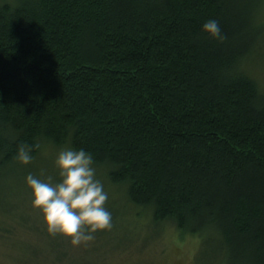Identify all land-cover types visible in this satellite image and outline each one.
I'll use <instances>...</instances> for the list:
<instances>
[{"label": "trees", "instance_id": "1", "mask_svg": "<svg viewBox=\"0 0 264 264\" xmlns=\"http://www.w3.org/2000/svg\"><path fill=\"white\" fill-rule=\"evenodd\" d=\"M262 8L0 0V168L22 142L33 159L83 147L122 197L111 212L199 235L214 264H264Z\"/></svg>", "mask_w": 264, "mask_h": 264}, {"label": "rangeland", "instance_id": "2", "mask_svg": "<svg viewBox=\"0 0 264 264\" xmlns=\"http://www.w3.org/2000/svg\"><path fill=\"white\" fill-rule=\"evenodd\" d=\"M260 14L262 44L258 53L262 55L254 67L264 72V8ZM55 156L42 152L27 164L16 161L0 168V264H214L210 254L200 253L199 235L180 232L169 223L155 226L149 215L123 216L121 208L111 212V226L95 230L91 240L75 244L65 235L50 232L31 203L25 177L31 172L57 179ZM96 174L109 193L105 206L120 207L123 201L116 186L109 185L101 171ZM110 194L118 204L111 203ZM60 251L70 260L55 259Z\"/></svg>", "mask_w": 264, "mask_h": 264}, {"label": "clouds", "instance_id": "3", "mask_svg": "<svg viewBox=\"0 0 264 264\" xmlns=\"http://www.w3.org/2000/svg\"><path fill=\"white\" fill-rule=\"evenodd\" d=\"M201 31L217 40L225 39L216 18L205 20ZM33 147L20 143L17 159L29 163L33 159ZM54 166L57 179L41 178L31 172L25 177L31 203L39 209L48 230L79 244L91 240L95 230L110 227L112 213L105 206L109 193L97 177L93 153L83 147H62L55 156Z\"/></svg>", "mask_w": 264, "mask_h": 264}]
</instances>
